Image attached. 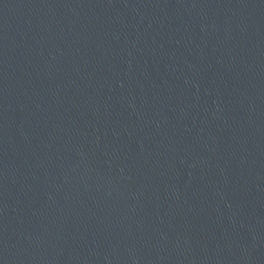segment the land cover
<instances>
[{
  "label": "water",
  "instance_id": "1",
  "mask_svg": "<svg viewBox=\"0 0 264 264\" xmlns=\"http://www.w3.org/2000/svg\"><path fill=\"white\" fill-rule=\"evenodd\" d=\"M0 264H264V0H0Z\"/></svg>",
  "mask_w": 264,
  "mask_h": 264
}]
</instances>
